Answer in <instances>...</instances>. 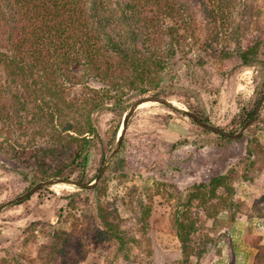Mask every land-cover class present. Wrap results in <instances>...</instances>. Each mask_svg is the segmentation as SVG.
Returning <instances> with one entry per match:
<instances>
[{
  "label": "rangeland",
  "instance_id": "obj_1",
  "mask_svg": "<svg viewBox=\"0 0 264 264\" xmlns=\"http://www.w3.org/2000/svg\"><path fill=\"white\" fill-rule=\"evenodd\" d=\"M132 1L110 0L114 16L119 17ZM169 1L159 0L145 8L157 16L164 31L177 27L183 35L182 50L166 60L161 82L163 88L175 90L165 98L174 107L160 103L139 107L126 129L123 124L131 106L155 93L140 96L124 90L101 97L103 90H109L107 84L88 75L82 83L64 80L67 90L59 92L61 101L49 94L45 102L32 98L28 112L27 106L21 108L23 82H12L0 67V92L7 88L5 99L0 100L9 107L15 103L14 123L28 120L23 131L16 124L10 129L0 110V264H264V104L257 122L239 138H221L186 114H201L207 123L234 135L245 126L247 122L240 126L234 120L255 105L264 82V47L253 66L243 65L238 52L257 40L264 43V0H205L199 11V0H191L192 29L178 25L176 17L167 14L176 6V0ZM224 53L230 55L224 57ZM82 72L80 65L71 67L77 76ZM85 95L98 97L96 103L105 107L91 115L100 140L89 151L86 170L79 169L70 178L82 182L83 177V183L95 187L44 186L15 202L38 184L61 178H45L49 168L35 162L24 165L17 155H8L9 143L17 147V140L26 144L33 138L31 148L42 149L37 152L41 158L56 159L44 156L43 150L59 146L52 132L64 131L74 119L70 109L64 110L61 119V112L47 108ZM122 101L129 105L127 112H115V105H123ZM39 104L44 109L40 116L54 112V122H38ZM121 135V146L109 162ZM59 153L58 158H63ZM104 166L107 169L97 182ZM215 176L232 179L233 191H218V197L204 207L199 200L184 206L194 185L207 184ZM100 210L107 212L115 236L104 226ZM184 212L187 222H196L197 228L191 236L194 249L189 259L176 235V218L184 219Z\"/></svg>",
  "mask_w": 264,
  "mask_h": 264
},
{
  "label": "trees",
  "instance_id": "obj_2",
  "mask_svg": "<svg viewBox=\"0 0 264 264\" xmlns=\"http://www.w3.org/2000/svg\"><path fill=\"white\" fill-rule=\"evenodd\" d=\"M140 1L134 0L127 4L128 9L121 11L120 16L116 17L109 5L110 0H0V67L5 69L12 82H23L21 85L25 94L21 108L23 110L25 106L28 108L33 103L32 98L35 99L34 102H45L46 94L58 97L61 101L63 95L59 92L65 93L67 90L63 88V85H66L65 81L82 83L88 75H93L107 84L109 90H103L101 97L111 96L112 93L117 95L124 90L136 92L140 96L151 92L159 98L173 96L175 90L163 88L161 82L168 64L166 60L182 50L180 45L183 35L177 27L169 28L168 32L164 31L157 16L149 15L145 7L155 6L156 3L159 4V0H145L144 5ZM189 1L191 2V0H176V6L170 7L167 14L172 18L176 17L178 25L184 24L192 29L194 19L191 17L193 12ZM198 2L201 7L196 5L197 10L204 9L206 1ZM227 4L230 5L229 2ZM190 29L188 33H191ZM164 39L169 41L164 44L162 42ZM263 47V41L257 40L246 48L240 49L238 57L242 64L257 65ZM229 55L224 53V57ZM73 65L82 66L81 76L71 73ZM6 89L0 92V99H5ZM263 93L264 82L257 90L255 105L250 109H244L234 123L243 126L252 117ZM13 97L19 100L16 93ZM97 100L95 96L87 98L85 95L69 102L64 99L63 106L61 102L48 106L47 109L50 111L55 108L56 111L61 112L62 114L59 115L61 119L65 118L64 110L70 109L72 114L69 115L74 119L71 123L67 122L65 132L62 130L52 132V137L55 136L54 141L59 142L60 145L52 150H43L44 156L48 154L56 159L41 158L37 152L42 149L31 148L33 138L26 144L22 140L21 142L17 140V147L14 142L9 143L10 150L6 153L12 156L17 155L20 160L23 159L20 162L24 165L35 162L42 165L43 169L49 168L50 171L45 172V178L49 179L54 177L67 179L79 169L86 170L89 151L100 140L99 130L91 115L98 109L102 111L105 107L102 103H96ZM0 101L2 102L0 110L4 112L2 117L7 126L13 129L12 127L16 124L24 130L28 120L26 122L18 120L14 123V115L18 109L15 103L9 107L4 104L5 101ZM122 103L123 105L120 103L115 105V112L119 110L127 112L129 105L124 104L123 101ZM38 107L40 109V112L36 114L38 122H44V120L49 123L54 122L56 117L54 112L48 115L46 113L47 118L44 119L45 116L43 118L40 116L44 109L41 104ZM197 116L209 122L201 114ZM257 119L256 117L254 123ZM56 127L54 125V129ZM117 129L112 135V144L117 139ZM43 134L44 132L40 135L44 136ZM36 135L38 136L39 133ZM220 137L226 138L223 135ZM58 152L64 157L58 158ZM80 180L83 182L84 178L81 177ZM232 181L226 176H215L207 184L204 182L194 185L195 190L189 193L185 200L183 197L179 198L183 200L186 207H190L192 202L197 200L201 201V207H204L209 204V200L218 197V191L225 189L226 194L231 193ZM182 215L184 219L176 218V235L182 244L184 257L189 259L194 249L191 245V236L197 228L196 222H187V212ZM107 216V212L100 210L104 226L115 236L116 232ZM200 222L205 221L201 218Z\"/></svg>",
  "mask_w": 264,
  "mask_h": 264
},
{
  "label": "water",
  "instance_id": "obj_3",
  "mask_svg": "<svg viewBox=\"0 0 264 264\" xmlns=\"http://www.w3.org/2000/svg\"><path fill=\"white\" fill-rule=\"evenodd\" d=\"M146 102H156V103H160L164 106H167V107H172L174 104L172 101L168 100V99H165V98H159V97H156V96H148V97H144V98H141L139 100H137L130 108L128 114H126L125 116V120H124V124H123V129H126L127 127V122H128V119L130 118V116L133 114V112L135 110H137L142 104L146 103ZM264 104V95L262 96L258 106L256 107V109L254 110L253 112V115L252 117L247 121V123L245 124V126H243L242 130L234 135V134H230L228 132H225L224 130H222L221 128H218L216 126H213L212 124H209L203 120H201L200 118H198L195 114L191 113V112H186L187 116L192 119L196 124H198L199 126L205 128L206 130L210 131V132H213V133H216V134H221V135H225L227 137H230V138H239L243 135V133L245 132V130L253 123L254 119L256 118V116L259 114L262 106ZM174 107V106H173ZM174 109V108H173ZM122 139H123V136L121 135L119 138H118V144H117V147L114 151V154L113 156L111 157V159L109 160V162L112 160V158L117 154L120 146H121V142H122ZM107 169V166H104L102 171H101V174L98 176L97 178V182L101 179V176L103 175V173L106 171ZM55 184H64V185H69V186H77L79 188H82V189H87V190H91L93 189L95 186V184H91V185H88V184H85L83 182H77L75 180H73L72 178H61V179H56V180H48V181H45V182H42L40 184H38L35 188H33L31 190L30 193L24 195L23 197L15 200V202H18L22 199H24L25 197H27L28 195L32 194L33 192H36L38 191L40 188L44 187V186H52V185H55Z\"/></svg>",
  "mask_w": 264,
  "mask_h": 264
},
{
  "label": "bare ground",
  "instance_id": "obj_4",
  "mask_svg": "<svg viewBox=\"0 0 264 264\" xmlns=\"http://www.w3.org/2000/svg\"><path fill=\"white\" fill-rule=\"evenodd\" d=\"M150 103H156V102H146L144 104H142L140 106V108H142L143 106L147 105V104H150ZM57 188H60V189H67V190H71L73 189L74 187H70V186H67V185H57ZM58 190V189H57ZM74 190V189H73ZM80 190V189H79Z\"/></svg>",
  "mask_w": 264,
  "mask_h": 264
}]
</instances>
